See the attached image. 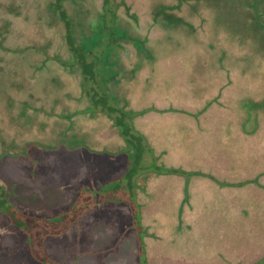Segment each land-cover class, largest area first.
Returning a JSON list of instances; mask_svg holds the SVG:
<instances>
[{
	"label": "rangeland",
	"instance_id": "1",
	"mask_svg": "<svg viewBox=\"0 0 264 264\" xmlns=\"http://www.w3.org/2000/svg\"><path fill=\"white\" fill-rule=\"evenodd\" d=\"M51 1L0 0V182L21 202L32 200V211L39 205L46 213L38 219L58 244L56 251L48 247L54 261L40 263L140 264L148 257L155 264H230L264 256V132L249 134L264 71L253 67L250 45L233 46L213 17L212 24L186 18L169 25L157 42L152 26L154 61L144 73H121L115 84L113 69L96 67L95 83L87 85L80 67L59 58H69L64 51L72 45H99L98 29L92 31L101 23L99 7L96 0H71L67 15L63 8L55 16ZM144 19L138 31L151 25ZM109 79V95L131 98L123 107L137 111L135 127L144 134L132 157L119 136L124 124L111 119L118 113L94 103L86 109V94L109 91ZM131 158L137 175L150 172L136 192L141 200L128 194ZM85 202L103 209L89 214ZM84 235L102 241L81 249L73 236ZM19 243L1 238L0 264H39Z\"/></svg>",
	"mask_w": 264,
	"mask_h": 264
},
{
	"label": "flooded vegetation",
	"instance_id": "2",
	"mask_svg": "<svg viewBox=\"0 0 264 264\" xmlns=\"http://www.w3.org/2000/svg\"><path fill=\"white\" fill-rule=\"evenodd\" d=\"M72 1L79 2V0H72ZM61 2L62 0H52L50 2V6L52 7L55 16L57 14L59 15L58 9L62 10L63 8H65L66 15L67 12H69L67 5L70 4L71 0H65L63 3ZM94 4L99 7L100 10L99 19L101 20V23L99 24L97 23L98 25H93L92 31L94 34V31L98 29L99 34H95L94 36H96L95 41L99 45L95 48H86V47L76 48L73 47V45L68 48L66 47L64 52H67L69 54V58H67L68 60L66 58H59V62L60 63L63 62L66 64L73 63L75 67H80L79 69L81 70L82 73H84V71L89 68L93 69L98 67V69H100L104 66L105 68L111 70L113 69L116 72L114 74V79L118 78V75L121 73H127L129 76H131V72L133 70H135V72L138 73V71L141 70V68L142 70L147 69L148 67L147 64H149L151 60L154 61V57L153 58L148 57L147 59H144L146 61L145 64L141 63L137 52V47L132 39L133 36L140 34L149 35L150 37L149 31L151 28H153L151 25H148L147 26L148 29L145 30L144 32L137 30L142 17L145 18L144 21H147L149 19L147 18V16L145 15L140 16L142 14H139L142 13L143 8H145V5L142 2V0H96ZM87 19H85L86 23H87ZM89 22H95V21L91 19L88 20V23ZM105 22H109V24L107 25L105 24ZM153 26L155 27L156 25ZM113 29L117 30L120 36L117 37L115 33H113L114 32ZM155 32H156V38H158L159 31H155L154 29H151L152 34H154ZM78 36L85 37L89 42L91 40L89 39V37H87V33H78ZM94 51H96V53ZM97 51H99V53H97ZM102 57L107 58L105 63L103 62ZM123 77L125 76L123 75ZM90 80L91 81L94 80L95 83V79H90ZM120 80L121 79H116L115 84L116 83L118 84ZM87 81L89 82V80H85L83 78L84 84H87ZM112 81L114 80L112 79L109 80L107 84V86L110 88L108 91L110 93L112 89L111 87H113L114 84V82L112 83ZM115 93L117 94L116 91ZM110 96L111 95L105 96L103 100L109 103L111 109L116 108L115 111L118 112V114L119 113L121 114L122 111H131L132 114L135 113L136 110L133 107L132 110H128V108L123 107L124 105L126 106L129 105L131 98L127 97L125 100H122L121 98H119L118 94L113 95L111 97ZM107 97L108 98L110 97V99L108 100ZM92 98L93 100L90 97L88 98L89 105L86 106V109L90 110L91 103H94L97 107L99 105H102L101 100L95 101L94 100L95 97ZM125 129H127V127H125ZM126 133L129 135H134L133 128L128 127ZM57 143H59V141ZM129 145L132 146V144H128V146ZM131 159L132 161L130 163H132L133 165L136 160L133 158ZM130 163H129V167L132 166L130 165ZM2 188L3 190L1 191ZM10 188L11 187L9 185L0 182V240L1 238H6V237L9 238V235L15 236L17 239L18 237H20L19 245L24 247L27 253L29 254V256L35 259L37 263L42 264L40 262L41 261L44 262L45 253L49 256V258H51L54 261L55 257L53 255L50 256L51 254H49L50 250L48 249V247L51 246L52 251H56L55 248H57L58 242H55L52 239V237L49 236V233H45V227L47 228V226L42 225L44 224L43 221L38 219V217L44 219V215L46 213H44L42 208L41 210L39 209V205L35 207L34 211H32L34 207L33 201L22 200L21 202L20 197L17 196V194L14 191H12ZM38 196H41V194L37 193L36 197ZM94 198H95L94 204L96 203V205H100L101 201L99 198V193H95ZM89 205L90 203L88 204V202H85V206L83 208V210H85V212H88L89 214H90V210L91 211L96 210L100 213L101 212L100 210L103 209V206H97L91 208V206ZM64 209L65 208L63 209H59L56 207L52 208V210L56 212L57 211L59 212V210L64 211ZM12 210L15 212V214L11 212ZM29 213L33 214V216L29 215ZM22 214L25 215L24 217L28 216L29 218H32L33 223H31V225L25 224V218L21 216ZM52 215L53 214H48L47 217L51 221L52 220L55 221L53 217H50ZM76 221L77 220L73 218L71 222H73L74 225L78 226L79 219L77 222ZM56 234L58 233L56 232ZM73 238L76 239V241H78L77 245L84 246L81 249H84L86 246L90 245L93 241L94 244H99V242L102 241L99 240L100 238L92 239L89 241L87 238H85V235L84 238H75V236H73ZM103 250L104 249H101V251ZM55 263L58 264L57 261H55Z\"/></svg>",
	"mask_w": 264,
	"mask_h": 264
},
{
	"label": "trees",
	"instance_id": "3",
	"mask_svg": "<svg viewBox=\"0 0 264 264\" xmlns=\"http://www.w3.org/2000/svg\"><path fill=\"white\" fill-rule=\"evenodd\" d=\"M163 1L165 2L158 5V7L157 6L145 7L143 8V12L139 13V14H142L140 16L145 15L147 16V18H149L148 20L151 26L153 25L157 26V31H159L158 32L159 35H158V38L155 39L156 42L160 40L159 36H162L163 33L166 32V35L169 34L168 32L169 25L173 27L176 25V22L179 23L181 22V20H184L186 18H191L194 20L200 19L203 24L206 22H208L209 24H212V21L210 19H207V17H213V19L215 20L213 22L217 23V26L219 29H222V28L224 29L228 40L231 38V40L233 41V46L245 48L247 44L250 45V50L253 51V53H251L253 67L259 64V68H261L264 71V68H263V65H264V0H163ZM185 24L193 25V23L191 24L189 22V19L185 22ZM229 30L232 31V33H230ZM113 31H114L113 33H115L117 37L120 36L117 30L113 29ZM132 39L135 42V45L138 49L137 52H138L141 63L145 64L146 61L144 59H147L148 57L149 58L153 57L152 51L148 48L155 41L152 40V37H149V35H145V34L133 36ZM233 63L235 64L234 61ZM61 64L63 65L66 63L61 62ZM67 65L74 66L73 63L67 64ZM104 68L105 67L103 66V69ZM105 69H108V68H105ZM141 71H142V68L138 72H141ZM245 71L246 70L244 69L242 73L247 74L249 70L246 72ZM93 72L96 74V72L91 68V69H86L83 73L85 76L84 79L89 80L90 82L89 85H92L90 79L94 78ZM144 72L145 70H143V72L141 73H144ZM135 73H136L135 70L131 72L132 75ZM261 78H264V72H262L260 79ZM98 86L101 87V84H98ZM107 94H109L108 91L107 92L105 91L104 94H101V92L100 93L96 92L94 94L93 92L90 95L86 94L87 95L86 98L90 97L93 100L92 97H95L94 99L95 101L101 100L102 109L106 110L107 112H110V115L112 113H118L115 111L116 108L111 109L109 106V103L103 100L105 96H108ZM257 95L258 96L262 95L263 98L260 101H258L259 110H257L253 114V116L255 117V125L250 128L252 129V131H249V134L254 133L255 130L257 131L258 129L259 130L261 129V131L264 132V94L257 93ZM255 97H256L255 95L254 97H251V100L257 102L255 100ZM118 115L119 116L114 117V118H112L113 116L112 117L110 116V117L116 126L117 125L119 126L120 122L124 124V129L119 132V136L123 137L125 140L128 141L126 143L127 144L126 148L132 147L130 149V157H132L131 156L132 154H135V153L137 154L140 152V149H142L143 147L142 142H140L139 140H142L144 134L142 132H139L137 127H135L136 126L135 119H136L137 114L134 115L131 113V111H122V113L121 114L119 113ZM249 122L253 123V121H250V120ZM246 124L247 123L245 122V129H246ZM125 127H127V129L128 127L133 128L134 135L127 134L126 133L127 129H125ZM128 144H132V146L131 145L128 146ZM146 149H148V147H146ZM136 161L131 167H128L125 173V176L127 177L126 182L128 183V186H129L128 194L133 198L137 197L138 200H141V198L143 197L140 194L138 195L136 192L141 191L140 189H145V187L143 186V179L144 181H146L147 180L146 175H148L150 172L149 173L146 172L144 174L140 173L137 175L138 166L136 169H134ZM135 178H136V181L135 180L133 181V179ZM115 183L117 184L116 186H118L119 188L123 184V181L118 179L115 181ZM260 186L262 185L260 184ZM107 191L109 190L107 189ZM108 199L115 200L114 196L112 195ZM118 200L120 201V199ZM110 203H114V202L111 201ZM11 212L15 214L13 210ZM21 216L25 218V224L31 225V223H33L32 218H29L28 216L24 217L25 215L23 214ZM46 232H50V231H48L47 228L45 227V233ZM46 259L52 260L45 253L44 261H46ZM152 263L153 261H148V257H147L146 262L145 263L143 262L140 264H152ZM230 264H264V256L263 254L261 255L257 254L256 257H254L248 262L246 261L245 258H235Z\"/></svg>",
	"mask_w": 264,
	"mask_h": 264
}]
</instances>
